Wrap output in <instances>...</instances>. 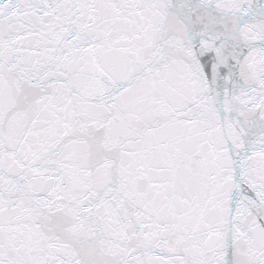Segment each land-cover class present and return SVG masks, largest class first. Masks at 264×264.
<instances>
[{"label":"snow or ice","instance_id":"obj_1","mask_svg":"<svg viewBox=\"0 0 264 264\" xmlns=\"http://www.w3.org/2000/svg\"><path fill=\"white\" fill-rule=\"evenodd\" d=\"M0 264H264V0H0Z\"/></svg>","mask_w":264,"mask_h":264}]
</instances>
